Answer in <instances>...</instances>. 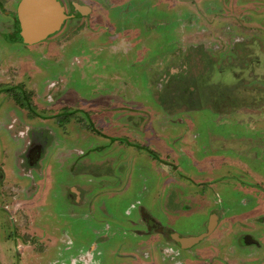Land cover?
Listing matches in <instances>:
<instances>
[{
  "label": "rangeland",
  "instance_id": "1",
  "mask_svg": "<svg viewBox=\"0 0 264 264\" xmlns=\"http://www.w3.org/2000/svg\"><path fill=\"white\" fill-rule=\"evenodd\" d=\"M13 1L1 0L10 10ZM139 3L144 4V11L139 18L130 14V19L145 30L143 43L147 51L144 57L138 54L142 51V41L116 37L110 24L91 29L93 35L88 36L92 39L86 38V50L95 51V47L100 51L96 64L93 59L88 60L89 55L86 59L75 60L85 51L82 46L85 42L77 36L70 43L74 37L66 36L63 31L21 51L0 39V60L4 66L16 65L20 71L33 72L40 83L47 81L46 86L55 96H60L59 89L63 87L65 95L74 100L70 102L72 105L95 107L96 111L92 112L94 118L97 117V124L115 135L129 133L133 144L111 142L104 137L108 134L103 128L100 129L104 136H100L91 130L87 121L71 122L69 126L76 133L69 135L68 149L83 150V158L78 160L79 153H71L76 157L75 161L59 169L52 157L48 171L36 180L35 190L39 203H48L49 207L57 205L60 222L64 206L68 227L48 235L51 245L40 235L9 234L17 222L15 217L20 214L12 206L11 197L7 194L3 197L0 193V248L9 255L0 264H72L73 259L74 264H84L81 255L95 243H98L97 253L100 254L92 264H137L126 255L132 251L129 245L138 243L142 254L155 249L161 254L166 246L158 233L143 236L134 233L137 229H146L140 223L141 206L183 236L199 235L206 230L211 211L217 206L216 200L221 199L219 208H230L232 213L251 209L253 195L238 179H226L215 189L211 196L212 206L202 208L189 201L185 188L170 182L169 167L154 159L150 149L164 155L166 162H171V155L167 154H174L170 152L174 151L172 157L186 173L224 160L244 163L251 169L249 172L256 183L264 187V0H141ZM103 16L104 12L100 11L96 18L100 20ZM5 19L0 12V24ZM106 23L107 20H102L100 24ZM243 38L247 40L245 48L238 43ZM179 43L188 53L190 46L197 48L194 54L200 57H194L192 65L186 64L189 60L185 59L180 66H185L186 72L190 69V79L183 71H171V64L176 61L171 52ZM64 45L69 48L62 49ZM62 51L65 53L63 59L59 56ZM47 52L49 56L44 55ZM84 61L91 65L82 76ZM64 62H67L65 67ZM151 67H159L162 73L158 74ZM202 67L212 73L201 75ZM239 72H243L240 75L243 83L238 85ZM112 75L118 80H112ZM207 75L210 82L205 81ZM10 76V82L17 80L12 73ZM169 84L180 87L182 92L174 101L183 107H172L166 100V91L171 89ZM200 85L202 90L196 94ZM122 108L124 111L120 113ZM106 115L114 120L119 116L118 120L111 121ZM99 119H106L107 123H101ZM2 124L5 130L0 131V150H6L5 158L9 159L4 184L7 187L20 181L21 176L9 165H13L11 149L15 144L8 138L6 130L10 129L9 125H16L9 130L16 139L12 130L27 131L29 124L18 125L9 119ZM22 139L27 141V135L24 134ZM51 151L57 153V150ZM231 162L224 164L218 173L211 172L212 177L227 168L231 170L229 173H236V167L229 165L233 164ZM84 165L90 167L89 173H82ZM176 171L174 166L172 174L175 177ZM184 176L178 179L190 185L189 176ZM23 177L24 181L33 179L29 175ZM85 179L91 186L87 191L91 203L77 205L68 198L67 190L71 185L78 186L82 180L86 182ZM194 197L197 199L198 195ZM243 200L248 204H242ZM173 204L178 206L173 207ZM5 205L6 209L3 208ZM133 220L138 224H133ZM230 235L234 240L240 238L234 233ZM101 236L108 239L101 241ZM210 239L214 241V238ZM86 259L88 262L91 256Z\"/></svg>",
  "mask_w": 264,
  "mask_h": 264
},
{
  "label": "flooded vegetation",
  "instance_id": "2",
  "mask_svg": "<svg viewBox=\"0 0 264 264\" xmlns=\"http://www.w3.org/2000/svg\"><path fill=\"white\" fill-rule=\"evenodd\" d=\"M60 1L65 8V12L70 17L65 20L62 28L59 31L49 36L45 40L54 37L61 31H63L66 36H69L70 34V36L72 35L71 37H74L71 38L70 43L78 36L82 38L81 41L85 42L83 43L84 45H82L84 46L83 48L85 51L79 56H76L75 60L80 58L86 59L89 55L88 60L93 59V63L96 64V62H98L97 53L100 51L95 47V51L86 50V38L89 40L92 39L91 37L93 34H90L91 29H96L98 25L107 27L110 24L109 26H112V31L115 32L116 37L127 38L133 41L139 39L142 41V45L140 47L142 48V51L139 52L137 50L138 46L136 50L138 51V54H141V57H144V53L147 51L146 46H144L145 43H143L146 40L145 30L138 24L135 25L134 21L130 19V14L132 17L136 16L139 18L141 12L144 11V4L140 5L139 3L141 0ZM20 2L21 0H14L12 3L13 8L10 10V8L6 7V5H4V3H2L0 0V12L4 18H6L5 21H2L0 24V39L7 41L8 44L16 46L19 51H21V49H27L33 45L25 43L22 39L16 38L15 35L19 29L15 14L18 11ZM100 11L104 12V16L99 20L96 18V16ZM191 17L192 16H190V18ZM102 20H107L108 23L100 24ZM176 21L177 23H180V19H177ZM96 22L98 23L96 24ZM178 29H181L180 25ZM89 34L91 37L88 36ZM65 35L64 38H66ZM177 36L179 39L181 37L180 33ZM246 42L247 40L243 38L238 43L243 48H245ZM180 44L181 43L177 44L176 48L172 49L173 52L171 53H173L172 56L175 57L173 59H176V61L174 60L173 64H171V71H183V73H185L190 79L192 78V73L189 74L191 71L188 67L193 64L192 61L194 60V57L197 59L200 57L194 54L197 53V48H192V46H190L191 50L188 53L185 52V49ZM67 48L69 47L64 45L62 49L66 50ZM201 52L202 50L199 53ZM44 55L49 56L50 53L47 52ZM60 55L62 59L65 57V53L63 51L59 54V56ZM30 57L34 56L30 55ZM18 58H20L19 54ZM185 59L187 61L189 60L186 64H189L190 62V65L187 66V72L184 70L185 68H183L185 66L180 67L184 63L183 61ZM2 63L3 61L0 60V131L5 130L1 125H3L2 123H4L6 119H9V121L12 120L13 123L17 122L19 123L18 125L24 124L27 126L29 124V126L26 127L27 131L12 130L14 131V134L16 133L15 135L18 137L16 138L17 140L11 131H9L16 125L11 124L9 125L10 129L6 130L8 138L10 137L15 144V147L11 149L13 165H11L9 162L8 163L12 169H15V173L21 176L20 181H15L12 184H8L7 187H5L4 184L6 181L5 172L7 160L9 161V159L5 158L7 151L0 150V193L3 197L6 194L11 197L13 202L12 206H14L16 209L15 211L20 214L18 217H15L14 221L17 222L14 223L15 225L11 228L9 234H15V236H23L25 234L40 235L41 237H45L44 241L46 244L48 243L51 245L48 235L52 233V231H64L68 227V218L65 214L63 208L64 206L62 207V221L60 222L56 209L57 205L49 207L50 205L48 203L38 202V195L35 191L37 186L36 180L41 178L42 175L48 171V163L52 157H55V159L53 158V161L58 164L57 168L59 169H63L64 166L66 167L69 162L75 161L76 157L71 153H79L77 156L78 160L83 158V150L68 149L69 135L76 133V130L71 129L69 126L71 122L74 123L77 121H87L91 126V130L100 136H104L101 131V129H104V127L97 124L98 121L95 120L97 117L94 118L95 113H93L92 110L95 112V107L86 108L84 105L74 106L70 103L74 100H71L67 95H65L63 87L59 89L61 92L60 96H55L53 95L50 87L46 86L47 81L40 83L37 81L39 78H36L33 72H28L27 70L23 72L20 71L16 65L6 67ZM87 63L88 62L84 61V63L81 64V75L83 74V71L85 74L86 69L90 67L91 63L89 65ZM64 64L62 63V65L65 67L67 62H64ZM71 64L74 65L75 62L71 61ZM151 68L158 74L162 73V71L159 70V67ZM181 68L183 69L181 70ZM200 71L201 75L209 74V72L212 73L211 70H209L207 73L206 69L204 70L203 67ZM230 72L228 71V73ZM11 73L15 79H17L14 82H10ZM242 73L243 72H239L238 74L240 80L238 85L243 83V77H240ZM111 77V79L114 81L118 80V77H115L114 75ZM7 78H9V81ZM205 78L206 82H210V80L208 81V75L205 76ZM25 79H29V82H25ZM32 80L35 82L32 83ZM51 85L52 83L50 86ZM53 86L54 85H52V87ZM166 86H168V84ZM168 88L171 89L170 91L169 89L166 91V100L171 103L172 107H183L182 105H179V103L175 102L176 97H179V94L182 92L180 87H173V85H170ZM199 88L200 90L196 94L201 92L202 86L200 85ZM175 94L178 95L175 96ZM205 101L208 102L207 100ZM127 109H129V107ZM123 111L124 108H122L120 113ZM106 116L110 118L111 121H115L118 120L117 117L119 115L116 116L115 120L112 118V116ZM99 120L101 123H107L105 121L106 119ZM120 120L124 121V119ZM94 123H96V125H94ZM127 124L128 123H126V125ZM103 131L108 134V136L104 137L111 139V142H127L128 144L133 145L130 143L129 133L119 136L107 132L105 129ZM24 134H26L28 137L27 141L22 139ZM104 148L105 147H102L101 149ZM138 148L144 149L142 146H139ZM51 150H57V153L53 154L51 153ZM95 151L97 150H94V152ZM149 152L154 159L159 160L163 165L169 167V172L172 175L170 182L185 188L186 196L189 201H194L200 204L202 208L205 206H212L211 201L213 200L211 199V196L213 195V192H215V189L220 188V185L224 184L226 179H238L246 191L253 195V201L250 203L252 205L250 210L247 211L244 209L238 213H232V210L227 207L219 208L221 199L214 201L216 202L217 206H215L211 211V218L206 226V230L195 236H183L182 234L175 232L173 229L163 224L161 220L151 214V212L146 207L141 206L139 212L140 223L143 224L146 229H137L134 231V233L141 236L151 233H158L164 239L166 246L162 249L161 254L158 249L147 250L142 254L139 252L142 247L138 243L129 245L132 251L126 253V255L131 258L132 262L135 260L137 264H264V193H262L264 191V187H262L260 183H256L257 180L255 179L254 175L249 172L251 169H249L244 163L224 160L222 163H217L215 165H205L203 168L200 167L199 171L197 172L186 173L185 171H181L180 164L172 157V155H175L174 151H170L174 154H167V156L171 155V162H166L164 160L166 158L163 159L164 155L162 156L159 151L155 152L154 150L150 149ZM84 159H87V157L84 156ZM230 162L233 164L229 165L236 167V173H229L231 170L227 168L225 171L219 173L216 177H212L211 172L218 173V171L224 167V164ZM174 166H176L177 169L175 172L176 177L174 174H172ZM84 168L85 170H82V173L90 172L88 170V168H90L89 166L84 165ZM86 170L88 171L86 172ZM25 175L32 176L33 179L24 181L23 176ZM81 175L83 176V174ZM184 175L189 176L190 185L184 183L182 179H178V177H183ZM87 183V180L86 182L82 180L79 182L78 186L71 185V187L68 188V198L71 200V202H74L77 205H80L84 202L91 203L87 192L91 189V186H89ZM191 190L194 192L190 193ZM196 195H198L197 199L194 197ZM215 195L218 197V192H216ZM174 199L175 197L173 198V201ZM242 204L247 205L248 201L243 200ZM174 206L178 205L173 204V207ZM6 207V205L3 206L5 209ZM132 207L135 206L132 205ZM37 212H41L42 214L40 215ZM5 219L8 220L6 216ZM132 223L135 225L138 224L136 220H133ZM231 233H234L236 236L240 235L239 240H234L230 235ZM47 237L49 239H47ZM210 238H214V241H212ZM242 238L244 240L243 243L241 242ZM106 239L108 238L104 236H101L100 238L101 241H106ZM180 239H184L185 243ZM190 239H195L196 241L187 245V242ZM205 240L209 241L203 245H200L201 242ZM68 243H71V241H68ZM97 247L98 243L92 244L91 247H89L81 255V259L83 260L84 264H92L94 262L96 256L100 254L97 253ZM8 256L9 255L7 252L0 248L1 263L5 262V257ZM89 256H91V259L87 262L86 257ZM74 263L75 259L72 260V264Z\"/></svg>",
  "mask_w": 264,
  "mask_h": 264
},
{
  "label": "water",
  "instance_id": "3",
  "mask_svg": "<svg viewBox=\"0 0 264 264\" xmlns=\"http://www.w3.org/2000/svg\"><path fill=\"white\" fill-rule=\"evenodd\" d=\"M69 17L60 0H21L15 14L16 38L28 44L41 42L59 31ZM194 241L190 239L187 245Z\"/></svg>",
  "mask_w": 264,
  "mask_h": 264
}]
</instances>
